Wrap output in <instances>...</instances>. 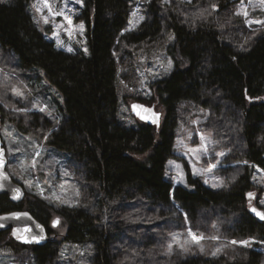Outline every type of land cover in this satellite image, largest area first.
I'll use <instances>...</instances> for the list:
<instances>
[{
	"label": "trees",
	"instance_id": "1",
	"mask_svg": "<svg viewBox=\"0 0 264 264\" xmlns=\"http://www.w3.org/2000/svg\"><path fill=\"white\" fill-rule=\"evenodd\" d=\"M32 3L0 0V53L15 63L16 73H42L64 98V119L52 123L42 113L9 112L0 105V123L8 120L21 132L25 122L32 129L44 124L52 131L48 145L71 156L88 205L54 210L68 225L65 241L94 244V264H264V251L251 248L219 258L167 253L171 235L187 226L209 235L218 224L225 237L264 243V222L248 208L256 171H264V32L235 14V0H153L145 22L130 33L125 31L135 0H86L81 19L89 53H67L38 27ZM167 42L175 68L154 86L165 111L161 127L141 121L137 128L122 126L120 63L145 45ZM188 104L207 113L206 129L229 153L228 167L220 170L223 189L207 187L189 167L187 187L167 178ZM0 206L3 213L30 212L51 235L53 207L45 200L26 197L15 204L1 196ZM2 248L34 264L57 262L51 241L26 246L8 231L0 234Z\"/></svg>",
	"mask_w": 264,
	"mask_h": 264
},
{
	"label": "rangeland",
	"instance_id": "2",
	"mask_svg": "<svg viewBox=\"0 0 264 264\" xmlns=\"http://www.w3.org/2000/svg\"><path fill=\"white\" fill-rule=\"evenodd\" d=\"M152 1L135 0L126 33L137 30L145 22L147 6ZM174 1L193 4L195 0H163L165 3ZM235 1L237 2L235 14L244 19L247 27L264 32V0ZM48 4L51 5L52 12L45 7L44 0H33L31 12L38 27L46 33L48 39L54 42L58 49L67 53L83 51L88 54L87 27L81 19L86 0H81V2L78 0H48ZM245 11L247 16L243 14ZM55 12H63L65 16L71 18L72 23L69 24L64 16L54 15ZM134 12L135 16H133ZM44 16L48 17L49 23H44ZM81 24L84 26L83 30L79 28ZM168 45V42L161 47L145 45L142 49L135 51L131 58L127 55L125 63H120L117 84L118 122L122 126L138 127L139 120L131 112V105L136 102L155 107L157 112L162 113L163 123L165 111L158 105L154 86L158 81L169 77L175 68V62L167 51ZM12 63L0 53V105L6 110L8 108L9 112L25 114L29 111L38 112L44 114L52 123L62 121L64 119L62 95L42 78V73L37 72L36 75L28 77L27 74L13 71L12 66L15 63ZM18 92L21 94L17 95ZM260 100L264 102V97ZM206 121V112L191 104L183 107L175 145L178 158L169 161L167 165V178L172 180L176 186H188L186 168L189 167L193 176L200 178L207 187L215 190L226 187L220 170L228 167L229 153L220 147L213 133L206 129ZM46 126L48 127V124ZM22 128L25 132H21L15 124L8 120L0 123V137L7 150V170L14 181L24 187L26 197H30L33 201L45 200L53 207L50 237L58 252L55 264H94V244L66 242L68 225L54 211L63 207H87L88 205L87 195L83 191L81 178L77 174L71 156L48 145L52 131L46 129L44 124L42 128L38 126L32 129L25 122ZM255 185V189L249 192L253 194L252 197L248 195L249 211L252 207L264 211V204L259 203L264 200V171L261 169L256 171ZM188 188L193 190L192 187ZM56 220L59 224L53 226ZM202 226L207 228L205 224ZM211 228L215 231L209 235L195 233L188 226L186 230L174 232L168 246V255L181 256L186 259L200 252L219 258L237 256L240 254V248L264 251V243L245 240L249 241V244L244 246L239 240L225 237L218 228V224H214ZM193 234L202 239L194 240ZM233 241L237 243L234 244ZM27 253L26 251L23 254ZM26 258L17 255L11 249H0V264L33 263L29 258L25 260Z\"/></svg>",
	"mask_w": 264,
	"mask_h": 264
},
{
	"label": "water",
	"instance_id": "3",
	"mask_svg": "<svg viewBox=\"0 0 264 264\" xmlns=\"http://www.w3.org/2000/svg\"><path fill=\"white\" fill-rule=\"evenodd\" d=\"M131 112L134 117L145 124L156 126L158 129L162 125V113L157 112L155 107H148L143 103L136 102L131 105ZM0 161H2V163H0V197L8 195L13 203L19 204L25 200L26 191L23 186L13 180L7 170V150L2 137H0ZM258 210L261 211L260 209ZM251 213L259 221L264 222V220H261L255 213L252 211ZM14 214H20L19 218H16ZM27 229L31 231H26ZM8 231L12 233V237L16 242L26 246H45L51 241L47 228L30 212L15 211L2 213L0 207V234ZM33 236L37 239L32 240Z\"/></svg>",
	"mask_w": 264,
	"mask_h": 264
},
{
	"label": "snow or ice",
	"instance_id": "4",
	"mask_svg": "<svg viewBox=\"0 0 264 264\" xmlns=\"http://www.w3.org/2000/svg\"><path fill=\"white\" fill-rule=\"evenodd\" d=\"M78 2H81V0H78ZM44 3H45V7H47L48 8V10H49V12H52V7H51V5L50 4H48V0H44ZM54 15H59V16H64V19L65 20H67L68 21V23L69 24H71L72 23V21H71V18H69L68 16H65L64 15V13L63 12H55V13H53ZM245 16H247V12L245 11L244 13H243ZM136 15V13L134 12L133 13V16H135ZM141 19H142V17H141ZM43 20H44V23H49V19H48V17L47 16H44L43 17ZM83 24H81V25H79V28L81 29V30H83ZM69 51H71V49H68ZM85 51H86V49H85ZM21 93H17V95H20ZM134 107H138V106H134ZM143 118V117H142ZM155 122V121H154ZM0 163H2V161H0ZM170 163H172V162H170ZM177 167H179V166H177ZM249 195V197H252V193H249L248 194ZM259 203H261V204H264V200H262V201H259ZM251 211L253 212V213H255L256 214V216H258L261 220H264V211H259L256 207H252L251 208ZM19 215L20 214H14V216L16 217V218H19ZM26 215V214H25ZM59 224V221L58 220H56V221H54L53 222V226H57ZM19 231V230H18ZM26 231H31L30 229H27ZM37 238L35 237V236H33L32 237V240H36ZM193 239L194 240H196V241H199L200 239H202V237H197V236H195L194 234H193ZM38 242V241H37ZM232 243H237L236 241H233ZM241 244H243L244 246H248V244H249V241H241L240 242Z\"/></svg>",
	"mask_w": 264,
	"mask_h": 264
},
{
	"label": "flooded vegetation",
	"instance_id": "5",
	"mask_svg": "<svg viewBox=\"0 0 264 264\" xmlns=\"http://www.w3.org/2000/svg\"><path fill=\"white\" fill-rule=\"evenodd\" d=\"M13 180H14V179H13ZM15 182H16V181H15ZM3 196H8V195H3ZM8 197H9V200L12 201L11 198H10V196H8ZM25 199H26V198H25ZM24 201H25V200H24ZM0 207H1V206H0ZM1 209H2V208H1ZM2 213H3V211H2Z\"/></svg>",
	"mask_w": 264,
	"mask_h": 264
}]
</instances>
